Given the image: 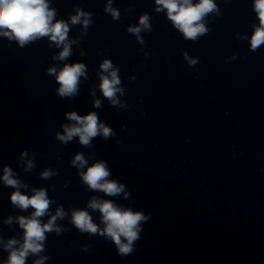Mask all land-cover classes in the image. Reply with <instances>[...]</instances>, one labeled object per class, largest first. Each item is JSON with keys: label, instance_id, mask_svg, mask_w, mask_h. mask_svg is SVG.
<instances>
[{"label": "clouds", "instance_id": "1", "mask_svg": "<svg viewBox=\"0 0 264 264\" xmlns=\"http://www.w3.org/2000/svg\"><path fill=\"white\" fill-rule=\"evenodd\" d=\"M156 11L166 10L167 17L172 24L183 33L184 37L189 40H196L200 35L205 34L208 29L202 22L204 17L213 12H217V5L214 0H198L193 4L192 0H155ZM254 9L259 19V27H256L251 37L252 50L258 49L264 44V0H254ZM112 13L114 19L118 18L119 13L107 7L105 9ZM89 14L77 10V15L71 17V23L81 22V17H87ZM55 11L50 9L47 0H0V35L8 37L10 40L15 39L21 46L27 42L37 39L38 37L47 36L57 46L63 45V50L59 53L58 59L63 60L70 55V47L67 42L69 26L63 20L53 23ZM148 16L140 17V25L148 28ZM85 27L89 24L88 19L83 20ZM140 27L129 28L132 33H139ZM189 63L194 65L196 60H190ZM102 70L108 75H101L100 89L105 97L113 104H118L115 99L117 92H122L117 87L120 80L117 71L111 70L112 64L105 60L101 66ZM50 74H55L57 82L60 84L58 89L60 96H73L77 92L79 77L85 72L83 64L65 65L58 73L55 68L48 69ZM95 106H100V101H95ZM68 118L76 123L64 126V135L57 134L58 138L67 143L74 136H78L82 145H89L91 139L98 134H102L105 139L113 135L112 130L102 123L98 122L96 113L92 112L86 116H79L75 112L68 113ZM22 157L26 153L21 154ZM72 165L77 168H84L87 161L82 154H77L71 161ZM28 167H32L29 161ZM52 173L45 171L42 173L43 178H48ZM82 180L92 190H100L108 196H115L124 192V185L117 183L115 180H108L110 175L108 168L103 161L97 162L87 170L80 173ZM3 181L6 185L19 188L20 182L13 178L12 172L5 167ZM26 187V185H25ZM125 198L128 193L124 192ZM11 202L20 209H34L31 217H18L19 225L24 229L23 243L19 248L13 246L19 243L11 239L5 245L9 250V256L5 264H25V258L29 253H38L42 250V242L45 240V233L61 229L55 225L56 219L64 218L65 213L62 208H57L56 214L51 216L46 224H42L39 217H43L49 210L51 201L48 199L44 189L33 190L32 196L15 191L11 195ZM88 207L101 213V219L104 228L100 229L85 210H74L72 212V223L81 231L97 233L108 237L116 246L118 254L123 258L135 252L134 242L140 239L142 231V222H147L150 215H145L142 211H133L130 208L117 206L111 200H98L93 197ZM11 223V219L7 221ZM35 264H42V259L35 261Z\"/></svg>", "mask_w": 264, "mask_h": 264}]
</instances>
